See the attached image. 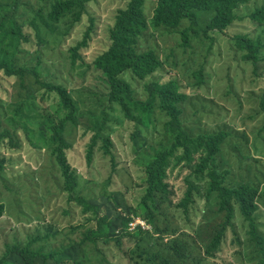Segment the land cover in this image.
I'll list each match as a JSON object with an SVG mask.
<instances>
[{
  "label": "rangeland",
  "instance_id": "rangeland-1",
  "mask_svg": "<svg viewBox=\"0 0 264 264\" xmlns=\"http://www.w3.org/2000/svg\"><path fill=\"white\" fill-rule=\"evenodd\" d=\"M52 1L0 0V24H5L0 26V47L7 19L14 13L26 38L18 47L8 49L15 68L36 69L40 78L61 85L75 100L76 126L70 125L66 130L72 142L67 151L68 162L78 176L77 194L97 207L99 213H87L76 202H69L52 160L47 142L48 118L61 112L55 95L45 93L32 75L26 74V87H22L18 76L0 71V137L7 130L17 144L13 147L7 137L0 139V205L4 210L0 218V254L30 247L39 254L38 264H152L146 252L155 250V245L164 250L169 238L160 234L169 230L155 233L156 227L144 217L141 201L147 186L145 168L156 154L172 146L175 133L168 127L169 116L158 106L150 117L133 111V118H128L119 103L109 101L102 74L93 65L96 55L108 47L109 28L115 24L117 12L129 0H95L87 5L88 12L80 19L75 20V14L68 13L57 21L48 17ZM262 4L264 0H245L240 18L226 33L214 32L210 37L202 34L197 39L191 36V43L185 46L180 34L150 27L141 38V45L143 49L155 48L164 60V66L153 77L161 81L175 79L187 94L182 103L186 128L193 134L228 131L220 145L219 167L229 170L228 186L258 187L254 220L264 236V112L260 105L264 93V50L262 59L253 65L235 52L229 38L237 33L259 34L249 14ZM156 5L157 0H145L149 19ZM212 15L198 11L199 27L204 28ZM91 17L92 38L81 50L83 59H73L69 48L82 38ZM188 24L186 20L180 28ZM201 69L205 82L199 85L194 73ZM126 77L144 99V81L131 73ZM105 138L113 141L112 154L104 149ZM91 144L95 145L92 159ZM172 183L181 196V179L175 177ZM214 211L213 202L208 204L196 197L188 215L178 211L174 217L173 211L163 212L159 227L165 228L168 219L180 222L178 231H170L187 242L191 264H259L261 254L247 238V225L238 211L235 226L227 229L216 256H206V237L215 232L221 218ZM103 219V232L95 235L99 220ZM141 221L146 223L144 227ZM139 231L151 233L150 243L145 239L138 243ZM89 234L98 242H85ZM159 240L161 243H156ZM7 264L24 262L13 252Z\"/></svg>",
  "mask_w": 264,
  "mask_h": 264
},
{
  "label": "trees",
  "instance_id": "trees-1",
  "mask_svg": "<svg viewBox=\"0 0 264 264\" xmlns=\"http://www.w3.org/2000/svg\"><path fill=\"white\" fill-rule=\"evenodd\" d=\"M93 1L95 0H54L50 2L47 10L48 17L51 21H57L63 15L74 13L75 20H78L88 12L86 7ZM244 2L245 0H157L153 17L149 19L145 12V0H129L125 8L117 12L115 24L109 28L108 47L97 54L93 60L94 67L102 74L107 86L106 95L110 102L119 103L126 111L128 118H133V111H140L144 117H150L158 106L169 116L168 127L175 133L172 146L156 154L145 168L147 186L141 201L146 213L144 217L156 227L155 233L158 234L157 231L160 229L169 230L160 234L169 238L164 250L158 249L155 245V250L146 252L152 264H191L187 242L182 237H175L172 233L178 231L180 222L177 219H168L165 228L163 226L160 228L159 217L163 212L171 211L175 212L174 217L178 211L188 215L195 204L196 197L203 198L208 204L213 202L214 213L221 215L215 232L206 237L208 239L205 250L207 257L216 256L227 229L235 226L234 218L238 211L247 225V238L257 253L261 254L259 264H264V236L259 233L254 220V214L257 211L258 187L250 184L228 186L226 182L229 170L221 169L218 164L220 145L229 135L228 131L221 129L193 134L186 128L182 119V103L187 99V94L180 90V85L175 79L161 81L153 77L164 66V60L155 48L143 49L141 45V38L150 30V27L163 28L168 32L180 34L185 46L191 43V36L197 39V37L202 38V34L210 37V33H226L225 30L240 18L239 12ZM16 11H18L17 6H15ZM198 11L213 13L204 28L198 25ZM249 17L258 26L259 34L251 36L247 33H237L229 35V38L232 48L244 61L257 65L262 59L264 50V4L251 11ZM16 18L14 13L8 17V27L1 37L0 54L3 56H0V71L7 76H18L22 87H26V74L32 75L36 85L44 89L45 93L55 95L61 112L55 118H48L47 142L52 160L61 174L65 190L69 195V202H76L87 213L90 212L89 210H94V214L97 215L98 208L77 194L78 176L68 162L67 151L71 149L72 142L67 138L66 130L70 125L76 126V102L64 87L48 83L40 78L36 69L15 68L8 49L18 47L22 39L26 40L22 24L20 21L17 22ZM89 20L90 24L82 38L69 48L73 59H83L81 50L89 45L92 38L94 18L91 17ZM186 20L189 24L180 28ZM3 25L5 24L1 22L0 26ZM127 73L144 81L146 92L144 99L136 94L135 88L126 77ZM203 74L202 69L194 73L199 85L205 82ZM260 105L264 112V93L261 96ZM261 129H264V123ZM1 137H7L10 145L17 147L9 131L5 130ZM97 138L99 135L94 138V143ZM103 143L105 151L112 154L114 146L112 139L105 138ZM94 146L91 144L89 148L90 159L93 157ZM2 166L0 160V167ZM176 171L177 174L174 175ZM174 176L182 181L184 190L181 196L178 189H175V184L172 183ZM3 211V206L0 205V218ZM187 219L190 218L187 217ZM175 220L178 224H175ZM105 223V219L99 220L95 235L103 232L101 230ZM125 224L128 226V220ZM136 234L138 243L143 239L148 243L152 240L149 232L139 231ZM129 235L133 234H128L127 237ZM88 240L98 242V239L91 234L87 235L84 241ZM156 243L160 244L161 241ZM13 252L22 258L24 264H38L36 258L39 254L32 251L30 247L0 254V264H7L8 257ZM70 264L83 263L71 262Z\"/></svg>",
  "mask_w": 264,
  "mask_h": 264
},
{
  "label": "built area",
  "instance_id": "built-area-1",
  "mask_svg": "<svg viewBox=\"0 0 264 264\" xmlns=\"http://www.w3.org/2000/svg\"><path fill=\"white\" fill-rule=\"evenodd\" d=\"M139 223H141V224H142V225H141L142 227H144V226H145V224H146L144 221H141V222H139Z\"/></svg>",
  "mask_w": 264,
  "mask_h": 264
}]
</instances>
